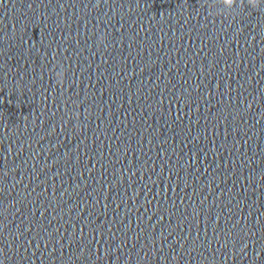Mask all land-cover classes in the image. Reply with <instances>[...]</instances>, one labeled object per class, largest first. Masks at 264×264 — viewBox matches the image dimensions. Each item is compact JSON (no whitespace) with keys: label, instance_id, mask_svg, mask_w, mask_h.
Wrapping results in <instances>:
<instances>
[{"label":"water","instance_id":"1","mask_svg":"<svg viewBox=\"0 0 264 264\" xmlns=\"http://www.w3.org/2000/svg\"><path fill=\"white\" fill-rule=\"evenodd\" d=\"M234 9L0 0V264L161 263L264 25Z\"/></svg>","mask_w":264,"mask_h":264},{"label":"clouds","instance_id":"2","mask_svg":"<svg viewBox=\"0 0 264 264\" xmlns=\"http://www.w3.org/2000/svg\"><path fill=\"white\" fill-rule=\"evenodd\" d=\"M220 3L227 10V15H231L235 10L234 6L241 8L247 7L250 9H255L261 6V4L264 3V0H220ZM221 14L224 15L223 12ZM100 42L103 43V36L100 37ZM54 73H55V84L57 86L62 87L65 81V68L63 67V65L57 64L54 69ZM73 115L75 116L76 119H79L80 117L79 112H76Z\"/></svg>","mask_w":264,"mask_h":264}]
</instances>
